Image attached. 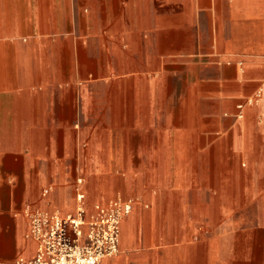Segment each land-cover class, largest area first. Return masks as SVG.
Here are the masks:
<instances>
[{
  "label": "crops",
  "instance_id": "1",
  "mask_svg": "<svg viewBox=\"0 0 264 264\" xmlns=\"http://www.w3.org/2000/svg\"><path fill=\"white\" fill-rule=\"evenodd\" d=\"M78 195L101 264H264V0H0V264Z\"/></svg>",
  "mask_w": 264,
  "mask_h": 264
},
{
  "label": "built area",
  "instance_id": "2",
  "mask_svg": "<svg viewBox=\"0 0 264 264\" xmlns=\"http://www.w3.org/2000/svg\"><path fill=\"white\" fill-rule=\"evenodd\" d=\"M65 216L32 213L28 237L36 250L26 264H101L119 252L121 223L131 212V203L114 201L97 207L88 216L81 206Z\"/></svg>",
  "mask_w": 264,
  "mask_h": 264
},
{
  "label": "rangeland",
  "instance_id": "3",
  "mask_svg": "<svg viewBox=\"0 0 264 264\" xmlns=\"http://www.w3.org/2000/svg\"><path fill=\"white\" fill-rule=\"evenodd\" d=\"M121 199V198H120ZM114 201H116V200H114ZM114 201H112L111 203H113ZM86 211V210H85Z\"/></svg>",
  "mask_w": 264,
  "mask_h": 264
},
{
  "label": "bare ground",
  "instance_id": "4",
  "mask_svg": "<svg viewBox=\"0 0 264 264\" xmlns=\"http://www.w3.org/2000/svg\"><path fill=\"white\" fill-rule=\"evenodd\" d=\"M57 215H59V214H57Z\"/></svg>",
  "mask_w": 264,
  "mask_h": 264
}]
</instances>
